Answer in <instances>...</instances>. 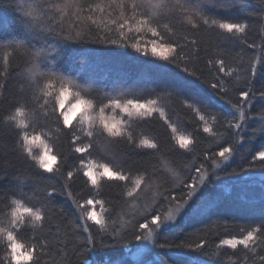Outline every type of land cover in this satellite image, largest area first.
I'll use <instances>...</instances> for the list:
<instances>
[{
    "label": "trees",
    "instance_id": "1",
    "mask_svg": "<svg viewBox=\"0 0 264 264\" xmlns=\"http://www.w3.org/2000/svg\"><path fill=\"white\" fill-rule=\"evenodd\" d=\"M22 2L23 0H0V41L6 42L12 38L33 39V33L28 29L27 18L20 11ZM109 2L110 0H87V4H91L93 8L94 14H90L86 0H80V3L85 5L84 12L79 17L65 18L64 27L81 30L89 35H91L90 29L99 30L105 25L112 27L110 21L118 14V9H107L111 15L95 11L96 4L105 6ZM239 3L243 8L209 7L207 9L212 15L239 20L243 23L251 22L256 25L247 38L248 44L235 38L221 41L223 47L231 53L230 63L233 68L240 63H246L252 57L254 50L256 57L253 62L259 61V49L264 46V40L261 39L264 35V25H261L258 15L254 14L259 11L258 0H239ZM161 31L166 32L163 28ZM173 32L174 35L166 33L164 41L177 40L180 36L186 35L179 29H173ZM128 35L131 37L133 34ZM241 35L235 34L236 37ZM191 38L190 36L189 39ZM153 39L155 38L150 33L135 34V40L128 39V44L135 42L141 47L147 46L150 49ZM45 40L54 44L56 48L50 57L53 62L52 66L75 80L80 85L82 94L96 98L102 97L105 93H111V89L118 84L139 85L144 91L138 95L156 98L159 106L165 108L167 119L177 127L175 135H184L191 139L192 145L189 149H192L193 145L196 146L193 150L195 155L190 150H181L183 155L171 154L170 149L175 143V137L173 136L170 142V128L166 130L164 127L165 117H159L157 114L145 118L155 122L143 128L150 138H155L161 144L162 150L155 158L149 157L145 152L136 154L114 145H108V155L116 167L123 164L125 167L136 168L151 161L153 165L168 173L167 182L160 177H154L150 187L142 185L144 189L141 194L142 200L132 201L133 203L153 202V198L156 197L158 213L166 214L170 209L168 208V193L165 189L171 183L179 179H187L188 184H191L192 179L188 177L198 178L200 173L196 172L194 167H199L200 164H204L201 171H206L207 175L196 196L193 197L194 201H189L192 205L186 210V214L178 215L174 223L157 230L154 233L153 249L140 261H135L133 254L141 242L134 239L127 227L118 229L120 239L117 241L107 234H97L96 229L99 226L95 225L94 221H87L84 215V209L91 210V206L85 204L84 197L93 198L89 192L95 191L98 198L106 201L105 218L121 217L120 224L123 225L126 220L130 219L128 202L131 198L127 196V192L131 190V184L105 177L100 180L98 188L93 190L90 182L85 184L86 178L77 176L75 183L68 187L59 174L40 175L37 169L31 168L30 164L26 163L20 155L18 130L15 129L14 124H9L7 116L12 111V105L23 96L29 97L37 108L41 107L44 101L40 99L42 93L37 90L33 95L29 89V82L35 79V76L30 71V65L26 63L23 53H17L11 59L10 64L6 65L3 60L5 52L0 50V86H2L0 87V101H2L0 102V171L4 172V178L0 180V201L7 197V203H10L14 197L12 193L20 190L31 196L34 189L38 190L46 185L54 186L57 192L51 203L57 213L62 210V216L53 222L51 234L46 231L47 239H41L40 243H59L62 248L63 243L73 239L74 235L75 242L69 244V248L73 251L71 264H252L255 256L251 249L255 248L259 253L261 248H264V237L257 234L256 239L249 242L248 249H244L242 245L231 249L223 243V240L242 239L248 231L264 225V180L242 179L245 173L253 177L264 175V162L259 156V152L264 150V132H257L255 138H251L249 142H244L242 137L233 135L237 131H246L251 134L253 129L259 127L258 121L264 117V101L253 99L251 107L245 109V119L241 120L236 109L228 103L230 98L235 102L237 94L232 91L230 96H224L222 99V93L211 88L210 83L214 82L213 77L216 73L211 66H205L203 53L201 62L197 65L199 71L195 76H188L186 83L190 92L199 95L204 104L195 105L190 109L187 104L191 101L185 100L182 104L180 100L169 98L167 95L162 94L159 98L149 95L154 89H158L160 76L169 74L167 69L157 68L156 64L152 63L156 59L152 56H144L143 53L136 52L130 46L91 41L74 43L54 36L41 37L37 43ZM180 42L183 43V41ZM253 43L254 48L248 46ZM214 51H219V49H214ZM159 63L166 62L160 61ZM167 67L182 73L183 65L180 69H176L175 64ZM189 70H192L191 65H189ZM250 84L255 89L264 87V67L261 68L257 78L250 80ZM259 95L257 91L256 96L259 97ZM195 108H201V111L197 113ZM200 115L205 116L207 126L213 129L212 132L203 131L205 123L199 120ZM229 122L232 129L229 133H225L224 127ZM45 123L40 120L36 125L35 134L45 140L53 154L65 153L68 166L78 164L76 157L69 153L68 143L57 131V127L51 124L42 126ZM237 123L242 124L241 130L235 129ZM29 130L31 131V128ZM234 145H240V147L225 162L222 157H219V151L225 146L233 147ZM41 151L39 145H35L32 155L38 156ZM214 153L216 162L220 165L219 168L215 165L209 167V161L206 160V157H213ZM28 160L30 161L31 157H28ZM62 165L63 160L58 155L57 167ZM168 169H173L178 175H173L168 172ZM18 176L21 180L14 178ZM158 192L164 193L165 198L162 202L157 196ZM187 192L188 187L184 185L182 188H174L171 195L184 196L186 199ZM76 201L79 202V206ZM195 205H206L207 210L202 214L192 215L190 214L191 207ZM6 209L3 204H0V210ZM96 210L99 211V205H96ZM58 224L60 225L59 231H57ZM86 224L91 226L88 231L93 233L91 244L86 243L88 235V232L84 230ZM21 232L25 241H34L37 235L30 226L22 229ZM197 244L202 247L198 249ZM53 257H55L56 264H59L60 257L56 255L54 249ZM44 259L48 261V264H52L51 257L46 256ZM255 264H260L258 259H255Z\"/></svg>",
    "mask_w": 264,
    "mask_h": 264
},
{
    "label": "snow or ice",
    "instance_id": "2",
    "mask_svg": "<svg viewBox=\"0 0 264 264\" xmlns=\"http://www.w3.org/2000/svg\"><path fill=\"white\" fill-rule=\"evenodd\" d=\"M87 4V0H86ZM259 11L257 14L261 25H264V0H258ZM85 5L80 0H23L20 11L27 18L28 29L33 33V39L12 38L0 41V50L5 52L3 60L5 64H10L11 59L17 53H23L25 61L30 65V71L34 74L35 79L30 80L29 89L33 95L35 91L42 93L40 99L44 101L39 108L29 97L23 96L20 100L12 105V111L7 116L9 124H14L17 129L19 139V152L24 161L30 164L31 168L37 169L40 175L49 173L57 175L65 181L68 187L75 183L77 176L86 178L85 184L90 182L93 190L98 188L100 180L107 177L110 180L128 182L131 184V190L127 196L131 198L129 203L128 215L130 219L126 220L123 225L120 224L121 217L113 219L111 216L105 218V199L97 197L95 191H90L89 195L93 198L84 197L85 204L91 206V210L84 209L85 219L94 221L98 225L97 234H107L114 240L120 239L119 228L127 227L133 234L136 241L153 242L154 233L164 227L167 222L176 220L178 215L184 216L189 209V201H194L200 185L206 178V171H201L204 164L194 167V170L200 175L192 179L188 184L187 179H179L169 185L165 191L168 193V210L166 214L158 213V205L153 202L133 203L132 201H141L144 187H150L154 177H160L167 182L165 171L156 167L148 161L139 167L130 168L125 165L116 167L112 158L108 155V145H114L117 148L128 150L132 153L140 154L145 152L149 157L155 158L161 152V144L155 138H150L144 131V127L151 126L155 121L145 118L153 117L157 114L159 117H165V129L170 128L171 138L175 137V143L170 149L171 154L184 153L181 150L193 151L196 146L192 140L184 135L176 136L177 127L167 119L165 108L159 106L158 99L140 96L138 93L144 91L139 85L118 84L111 89V93H105L102 97L92 98L87 94H82L80 85L61 71L52 66L53 53L56 51L55 45L47 42L37 43L41 37L54 36L63 41L74 43L94 42L111 45H123L131 47L136 52L143 53L144 56L156 58L152 63L157 68L167 69L168 75H161L159 78V87L154 89L149 95L160 97L162 94L169 98H175L183 101L188 100L191 103L187 107L192 109L195 105H203L204 101L199 95H194L187 87L188 76H195L199 71L198 64L201 62V54H204L203 61L205 66H211L216 75L213 77L214 82L210 83L213 90L222 93L221 98L230 96L234 91L236 95L235 102L230 98L228 103L240 115V119H245V109H249L253 99L264 101V87L255 89L250 80L260 75L261 68L264 67V46L259 49L260 59L256 63L253 61L256 57V51L246 63H240L235 68L230 63L231 53L221 44L223 39H239L248 44V36L255 29L256 25L251 22L243 23L239 20L226 19L217 15L210 14L209 7L216 9L243 8L239 0H110V2L101 6L95 5V11L99 13L107 12V9H118V14L111 19L112 27L105 25L102 29H90L91 35L81 30H75L64 27L65 18L70 19L72 16L79 17L84 12ZM87 10L93 13L91 4H87ZM91 18V15L88 17ZM95 23V21H93ZM166 30L162 32L161 29ZM173 29H179L186 33L177 40L164 41L166 33H172ZM223 30V31H221ZM102 33V34H101ZM150 33L153 39L149 47H141L139 43L128 44V39L135 40V34ZM242 34L236 37L235 34ZM128 34H133L129 37ZM192 37L189 39V37ZM264 40V35L261 36ZM159 41V42H158ZM180 41H183L181 43ZM254 48V43L249 44ZM179 49V51H178ZM219 49V51H214ZM183 54V55H182ZM160 61L166 63H159ZM175 64L176 69L182 68V73L173 69H168V65ZM189 65L192 70H189ZM7 74V70H6ZM187 74V75H184ZM220 74H223L222 76ZM2 87V86H0ZM259 91V97L256 92ZM114 93V94H112ZM2 102V101H0ZM199 113L201 108H195ZM40 120L55 125L57 131L63 135L67 141L69 153L76 157L78 164L68 166V160L65 153L60 152L53 154L45 140L40 135H36V125ZM199 120L205 123L203 131L210 133L212 128L207 126L204 115L199 116ZM75 122V123H74ZM259 127L253 129L251 134L246 131H237L233 133L235 137H242L244 142H249L255 138L257 132H264V117L258 121ZM222 127H224L222 125ZM31 128V131L29 130ZM241 123L235 124V129L241 130ZM232 129L231 123H227L224 132L229 133ZM39 145L42 149L40 155H32L33 146ZM240 145L233 147H223L219 151V157L225 162L237 151ZM195 155V151H193ZM58 155L63 160V165L57 167ZM215 153L213 157H206L209 161V167L215 165ZM259 156L264 162V150L259 152ZM31 157V160H28ZM84 161H87L86 163ZM34 162V163H32ZM42 170V171H40ZM173 175H178L173 169H168ZM146 174V175H143ZM187 176V172L185 173ZM4 178V172L0 171V180ZM21 180V177H14ZM187 185L188 192L184 196L175 197L171 195L174 188H182ZM161 187L163 185H160ZM63 187V185H62ZM51 189V190H50ZM38 192L40 194H38ZM57 189L54 186L46 185L38 190H33L31 196L22 190L12 193L14 197L12 203L16 208L28 206V211L16 217L15 211L11 221V229L7 232L4 242L0 243V264H48L45 257L52 258V264H56L53 257V249L56 255L60 257L59 264H71L73 251L69 248L70 243L75 242L73 239L63 243H40L41 239H47L45 232L51 234V226L56 219L62 216V210H57L52 206V198ZM136 193V195H134ZM157 196L163 201L164 193L158 192ZM21 201L24 203L22 204ZM77 206L79 202L76 201ZM6 208L10 205L7 203V197L0 201ZM99 205V211L96 210ZM206 205H195L191 207L190 214L198 215L205 212ZM189 215V213H188ZM25 216L30 220L25 221ZM36 233L33 240L25 241L21 230L27 227ZM90 225H84V230L88 232L86 243L91 244L93 233L88 231ZM60 225H57V231ZM259 234L264 237V225L260 228H254L248 231L242 239H225L223 243L236 249L242 245L244 249L249 248V242L256 239ZM202 245L197 244L200 249ZM255 259L260 264H264V248L257 253L256 249H251ZM143 255V248H137L134 257ZM255 259L252 264H255Z\"/></svg>",
    "mask_w": 264,
    "mask_h": 264
},
{
    "label": "clouds",
    "instance_id": "3",
    "mask_svg": "<svg viewBox=\"0 0 264 264\" xmlns=\"http://www.w3.org/2000/svg\"><path fill=\"white\" fill-rule=\"evenodd\" d=\"M16 197H13L9 203V207L6 210H0V243L4 242L7 232L11 229V221L13 218V212L17 218L24 215L28 211V206L25 205L24 208H16V205L12 203L13 200H16ZM23 204L24 202L21 201ZM30 217L25 216V221H29Z\"/></svg>",
    "mask_w": 264,
    "mask_h": 264
},
{
    "label": "rangeland",
    "instance_id": "4",
    "mask_svg": "<svg viewBox=\"0 0 264 264\" xmlns=\"http://www.w3.org/2000/svg\"><path fill=\"white\" fill-rule=\"evenodd\" d=\"M255 175V174H254ZM253 178H255L254 180H256V179H258L259 181L262 179V180H264V175H257V177L256 176H251V175H247L246 173L242 176V179H253ZM178 217V216H177ZM176 220H174V221H170V222H167L166 223V225H170V224H172V223H174ZM165 225V226H166ZM154 238H155V234H154V236H153V242H151V243H148V242H141V244L137 247V248H143V255L142 256H139V257H134V254H133V258H134V260L135 261H140L142 258H144L145 257V255L147 254V253H149V251L150 250H152L153 249V246H154Z\"/></svg>",
    "mask_w": 264,
    "mask_h": 264
}]
</instances>
